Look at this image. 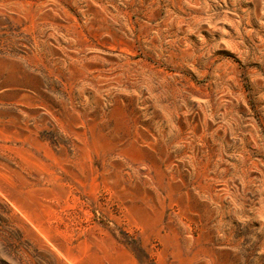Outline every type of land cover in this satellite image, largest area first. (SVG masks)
I'll use <instances>...</instances> for the list:
<instances>
[{
  "label": "rangeland",
  "instance_id": "1",
  "mask_svg": "<svg viewBox=\"0 0 264 264\" xmlns=\"http://www.w3.org/2000/svg\"><path fill=\"white\" fill-rule=\"evenodd\" d=\"M0 264H264V0H0Z\"/></svg>",
  "mask_w": 264,
  "mask_h": 264
}]
</instances>
